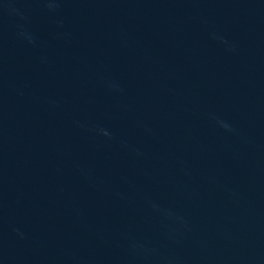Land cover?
Returning a JSON list of instances; mask_svg holds the SVG:
<instances>
[{"label":"water","instance_id":"water-1","mask_svg":"<svg viewBox=\"0 0 264 264\" xmlns=\"http://www.w3.org/2000/svg\"><path fill=\"white\" fill-rule=\"evenodd\" d=\"M0 264H264V0H0Z\"/></svg>","mask_w":264,"mask_h":264}]
</instances>
